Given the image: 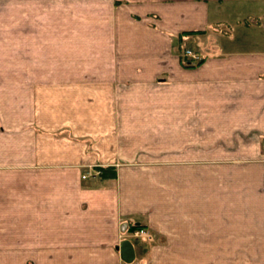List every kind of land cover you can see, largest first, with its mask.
Here are the masks:
<instances>
[{"label": "crops", "instance_id": "crops-1", "mask_svg": "<svg viewBox=\"0 0 264 264\" xmlns=\"http://www.w3.org/2000/svg\"><path fill=\"white\" fill-rule=\"evenodd\" d=\"M103 1L80 77L0 82V264L264 258V0Z\"/></svg>", "mask_w": 264, "mask_h": 264}, {"label": "rangeland", "instance_id": "rangeland-1", "mask_svg": "<svg viewBox=\"0 0 264 264\" xmlns=\"http://www.w3.org/2000/svg\"><path fill=\"white\" fill-rule=\"evenodd\" d=\"M96 4H100L101 9L105 3L103 0H0L2 85L7 83L11 93L12 88L24 87L27 94L32 86V77L40 78L41 83H45L50 77H80L86 72V68L85 70L81 68L80 61L91 60L95 55L86 51L88 48L86 38H98V36H86V30L97 33L95 29L98 27L111 25L108 24L109 21L105 23L97 18ZM258 22L262 25V21L258 19ZM195 53L201 58L192 60L198 62L204 55L202 52ZM154 91L164 92V87L156 88ZM12 97L10 95V98ZM155 135L157 134L153 133V136ZM177 150L175 146H164L162 153L164 159L167 156H175ZM184 150L188 151L187 148ZM258 150L264 157V137L262 148ZM152 151L157 153L154 156L161 153L156 146L152 147ZM130 232V239L140 244V247L144 245L143 243L149 242L147 239L132 237ZM152 241L154 242L155 239ZM149 244L153 243L149 242ZM260 245L262 249L264 245ZM168 246L170 250H174L178 245ZM247 246L248 249L257 251L259 245ZM261 258L257 260L255 254V260H251L250 264H264V258Z\"/></svg>", "mask_w": 264, "mask_h": 264}, {"label": "built area", "instance_id": "built-area-1", "mask_svg": "<svg viewBox=\"0 0 264 264\" xmlns=\"http://www.w3.org/2000/svg\"><path fill=\"white\" fill-rule=\"evenodd\" d=\"M185 54L190 56L193 60H198L201 58L198 53H195L191 49H186ZM83 176L86 177V175H83ZM130 231H131L130 233H131L132 237L140 238V239H144V240L147 239L148 241L154 240L153 233L147 227L140 226V227L133 228Z\"/></svg>", "mask_w": 264, "mask_h": 264}, {"label": "water", "instance_id": "water-1", "mask_svg": "<svg viewBox=\"0 0 264 264\" xmlns=\"http://www.w3.org/2000/svg\"><path fill=\"white\" fill-rule=\"evenodd\" d=\"M121 257L124 261L131 262L136 257L135 247L131 240L124 239L121 241L120 245Z\"/></svg>", "mask_w": 264, "mask_h": 264}, {"label": "trees", "instance_id": "trees-1", "mask_svg": "<svg viewBox=\"0 0 264 264\" xmlns=\"http://www.w3.org/2000/svg\"><path fill=\"white\" fill-rule=\"evenodd\" d=\"M99 170L101 171L100 172V175H101V177L103 178V177H107V175H105V173L107 172V171H109V170H113L112 171V174L110 175V176H115L116 175V172H115V170H114V168L113 167H100L99 168ZM140 226H142L141 224H139V225H137V224H133V225H131V230L133 229V228H136V227H140Z\"/></svg>", "mask_w": 264, "mask_h": 264}]
</instances>
